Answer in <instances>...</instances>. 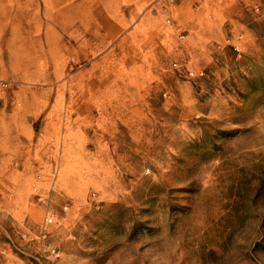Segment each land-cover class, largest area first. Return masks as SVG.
<instances>
[{
    "label": "rangeland",
    "instance_id": "obj_1",
    "mask_svg": "<svg viewBox=\"0 0 264 264\" xmlns=\"http://www.w3.org/2000/svg\"><path fill=\"white\" fill-rule=\"evenodd\" d=\"M73 3L0 59V264H264V0Z\"/></svg>",
    "mask_w": 264,
    "mask_h": 264
},
{
    "label": "bare ground",
    "instance_id": "obj_2",
    "mask_svg": "<svg viewBox=\"0 0 264 264\" xmlns=\"http://www.w3.org/2000/svg\"><path fill=\"white\" fill-rule=\"evenodd\" d=\"M75 7L73 0H0V59H17L24 52L26 44L30 41L27 36L24 21L31 18L36 22V28L43 27V9L49 15L61 14L65 9ZM42 17V18H40ZM11 31L10 37L5 30ZM6 41L7 51H2V45ZM20 44L16 50L15 43Z\"/></svg>",
    "mask_w": 264,
    "mask_h": 264
},
{
    "label": "built area",
    "instance_id": "obj_3",
    "mask_svg": "<svg viewBox=\"0 0 264 264\" xmlns=\"http://www.w3.org/2000/svg\"><path fill=\"white\" fill-rule=\"evenodd\" d=\"M49 221H52V218L51 217H48Z\"/></svg>",
    "mask_w": 264,
    "mask_h": 264
}]
</instances>
